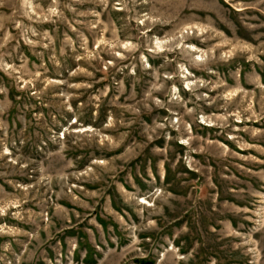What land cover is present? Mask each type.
I'll list each match as a JSON object with an SVG mask.
<instances>
[{"label":"rangeland","instance_id":"rangeland-1","mask_svg":"<svg viewBox=\"0 0 264 264\" xmlns=\"http://www.w3.org/2000/svg\"><path fill=\"white\" fill-rule=\"evenodd\" d=\"M0 264H264V0H0Z\"/></svg>","mask_w":264,"mask_h":264}]
</instances>
